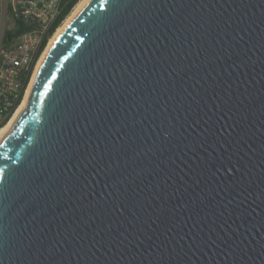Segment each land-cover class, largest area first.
Listing matches in <instances>:
<instances>
[{"label": "water", "instance_id": "95a60500", "mask_svg": "<svg viewBox=\"0 0 264 264\" xmlns=\"http://www.w3.org/2000/svg\"><path fill=\"white\" fill-rule=\"evenodd\" d=\"M0 264H264V0H85L0 139Z\"/></svg>", "mask_w": 264, "mask_h": 264}, {"label": "built area", "instance_id": "2783aa9c", "mask_svg": "<svg viewBox=\"0 0 264 264\" xmlns=\"http://www.w3.org/2000/svg\"><path fill=\"white\" fill-rule=\"evenodd\" d=\"M60 3L61 0H13L11 2L12 11L28 19L31 23V28L7 48L2 47L0 40V123L10 114L12 116L17 109L15 108L14 110V106L23 90L21 78L30 69L44 35L58 16ZM42 53L35 61V66ZM27 87L24 90L21 101L24 98Z\"/></svg>", "mask_w": 264, "mask_h": 264}, {"label": "trees", "instance_id": "16d2710c", "mask_svg": "<svg viewBox=\"0 0 264 264\" xmlns=\"http://www.w3.org/2000/svg\"><path fill=\"white\" fill-rule=\"evenodd\" d=\"M79 1L80 0H61L60 10H59L58 16L56 17V19L54 20V22L50 26L47 33L44 35V38L41 42V45L38 49V52L36 53V55L34 57V61L32 62L30 69L21 78L23 90H22V94L20 95L18 101L16 102V104L14 106V110H15V108H17V106L19 105V103L22 99V96L24 94V90L26 89L28 82L30 80L31 74L33 72V69L35 66V61L37 60L39 55L42 53L44 48L46 47L49 37H52V35L56 31V29L70 15V13L74 9V7L78 4ZM5 13H6V18H7V26L4 28V30L2 32V36H1V44H2L3 48L9 47V45L11 43H13L19 36H21L24 32L28 31L31 28V23L28 19H25L21 15L12 11L10 1L6 4ZM10 116H11V114H10ZM10 116L5 118L2 121V123H0V128L6 124V122L10 118Z\"/></svg>", "mask_w": 264, "mask_h": 264}, {"label": "bare ground", "instance_id": "6f19581e", "mask_svg": "<svg viewBox=\"0 0 264 264\" xmlns=\"http://www.w3.org/2000/svg\"><path fill=\"white\" fill-rule=\"evenodd\" d=\"M85 0H82V2H80V4L78 5V7H76V9L74 10V12L70 15V17H68V19H66V21L64 22V24L62 25V27H60L59 29H57V31L55 32V34L53 35V37L50 39V42L48 44V46L46 47L45 51L42 53L40 59L38 60V63L35 67L32 79L30 80V83L27 87L26 93L31 85V83L34 80V77L39 69V67L41 66V64L43 63V61L45 60V57L47 55V53L49 52L50 48L52 47L53 43L55 42V40L57 39V37L60 35V33L63 31V29L68 25V23L72 20V18L78 13L81 4L84 2ZM26 96V94H25ZM25 96L23 101H21L20 105L17 107V109L15 110V112L13 113V115L9 118V120L6 122V124L0 128V139L1 137L5 134V132L8 130L10 124L12 123V121L14 120V118L17 116V114L22 110L24 103H25Z\"/></svg>", "mask_w": 264, "mask_h": 264}, {"label": "rangeland", "instance_id": "374dc122", "mask_svg": "<svg viewBox=\"0 0 264 264\" xmlns=\"http://www.w3.org/2000/svg\"><path fill=\"white\" fill-rule=\"evenodd\" d=\"M12 2L13 0H0V40H1V36H2V32H3V30H4V28L7 26V18H6V13H5V9H6V4L8 3V2ZM80 2H82V0H80L79 2H78V4L74 7V9L72 10V12L70 13V15L74 12V10L76 9V7H78V5L80 4ZM70 15L68 16V17H70ZM68 17L66 18V19H68ZM66 19L63 21V23L60 25V27H62V25L64 24V22L66 21ZM59 27V28H60ZM58 28V29H59ZM55 34V33H54ZM52 37H53V35H52ZM51 37V38H52ZM50 38V39H51ZM49 42H50V40H49ZM49 42L47 43V45H46V47L48 46V44H49ZM46 47H45V49H46ZM45 49H44V51H45ZM43 51V52H44ZM36 67V66H35ZM35 70V69H34ZM33 73H34V71H33ZM33 73L31 74V77H30V80L32 79V76H33ZM30 80H29V82H28V85H29V83H30ZM27 85V86H28ZM26 94V93H25ZM25 96V95H24ZM24 99V98H23ZM23 101V100H22Z\"/></svg>", "mask_w": 264, "mask_h": 264}]
</instances>
